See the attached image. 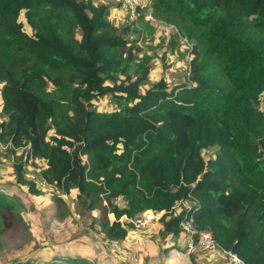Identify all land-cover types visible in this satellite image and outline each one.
<instances>
[{"label": "trees", "instance_id": "16d2710c", "mask_svg": "<svg viewBox=\"0 0 264 264\" xmlns=\"http://www.w3.org/2000/svg\"><path fill=\"white\" fill-rule=\"evenodd\" d=\"M150 2L155 18L191 41L190 84L160 79L139 93L149 59L124 56L130 41L109 21L110 5L0 0V145L26 148L12 164L17 183L37 192L24 166L40 159L44 184L73 188L86 210L98 209L92 223L107 242L132 228L120 217L164 210L160 234L174 239L191 215L219 247L264 264V0ZM118 73V84H104ZM107 94L116 108L96 110L90 101ZM180 199L189 207L176 214ZM23 207L0 185V226L5 214L21 223ZM54 245L47 257L37 249L12 264H93Z\"/></svg>", "mask_w": 264, "mask_h": 264}, {"label": "rangeland", "instance_id": "374dc122", "mask_svg": "<svg viewBox=\"0 0 264 264\" xmlns=\"http://www.w3.org/2000/svg\"><path fill=\"white\" fill-rule=\"evenodd\" d=\"M92 1L94 4L110 5L108 19L116 31L126 28L123 36L130 42L124 46L123 54L130 57L131 64L144 56L149 59L146 80L138 87L139 93H143L160 79L168 85L191 83L188 79V63L192 58L191 41L185 39L176 27L164 21L155 23L147 18L144 12L131 17L117 7L119 0ZM17 19L21 22L24 31L32 33L25 22L23 10ZM76 33L78 35V32ZM123 78V74L118 73L116 80L106 78L104 84H118ZM133 78L134 76L130 77V79ZM1 85L2 81H0V87ZM90 103L98 111H110L116 108L109 94L92 99ZM4 118L0 113V121ZM214 149L215 147H208L202 150L203 159H206ZM25 151L26 148L18 149L13 154L5 150V146L0 145V185L13 193L24 205L21 209V223L13 220V217L9 215H2L0 264H12V259L25 257L29 252L37 249L40 254L47 257L52 254L54 247L57 248L54 244L71 251L77 249L76 253H80L93 264L154 263V260H151L153 258L147 257L150 252H144L143 248L138 249V245L134 247L136 245L134 237L131 238L132 243L105 241L98 227L92 223V219L97 217L98 209L86 210L84 200L76 198L73 188L65 193L52 185L44 184L38 177V171L44 168L42 160H28L24 166V176L34 181L36 193L30 191L27 185L17 183L12 164L14 158L21 153L24 155ZM81 160H85L84 155L81 156ZM114 202L118 205L122 204L119 198ZM107 217L109 221L113 220L111 214H107ZM120 219L123 217L118 220ZM137 232L138 239L150 238L148 237L150 233L147 235ZM42 242L45 245L44 249L40 246ZM167 250L165 253L168 258L172 257V253H182V240L176 239ZM161 253L163 254V251Z\"/></svg>", "mask_w": 264, "mask_h": 264}, {"label": "built area", "instance_id": "2783aa9c", "mask_svg": "<svg viewBox=\"0 0 264 264\" xmlns=\"http://www.w3.org/2000/svg\"><path fill=\"white\" fill-rule=\"evenodd\" d=\"M118 8L127 12L131 17L137 15L139 12H144L146 17L155 23H162L157 20L151 13V2L150 0H119ZM258 109L264 117V97L260 99L258 103ZM189 202L185 199H180L174 203L170 210L174 213H179L181 209L188 208ZM164 210L153 211L145 209L132 218L126 219L125 217L121 220H127L131 223L133 230L139 231L141 234H149L151 230V224L153 221L159 219ZM182 237L183 252L192 253L195 250H208L216 249L225 259V264H248L245 263L236 253L230 249L219 247L213 240L211 234L207 230H197L193 223L191 215L184 216L179 221V234Z\"/></svg>", "mask_w": 264, "mask_h": 264}, {"label": "crops", "instance_id": "0c3cea01", "mask_svg": "<svg viewBox=\"0 0 264 264\" xmlns=\"http://www.w3.org/2000/svg\"><path fill=\"white\" fill-rule=\"evenodd\" d=\"M122 217L124 218V216ZM160 230L161 226L158 220H156L151 224L150 235H148L150 238L147 240L143 238L138 239V232L130 228L121 242L132 243L133 239L131 238L134 237V244H136L134 247L138 245V249L143 248L144 252H150V255L148 254L147 257L153 258L151 259L154 260L152 264H225L224 257L216 249L195 250L192 253H184L182 251V253H172V257L168 258L165 251H168L167 249L172 246V243L176 239H183L181 236H179L180 238L176 236L174 239H171L170 235L160 234ZM129 239L131 240L128 241ZM76 251L78 250L76 249ZM162 251L163 254L161 253Z\"/></svg>", "mask_w": 264, "mask_h": 264}]
</instances>
